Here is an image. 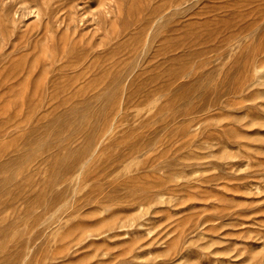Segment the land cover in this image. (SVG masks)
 Wrapping results in <instances>:
<instances>
[{
  "label": "rangeland",
  "instance_id": "rangeland-1",
  "mask_svg": "<svg viewBox=\"0 0 264 264\" xmlns=\"http://www.w3.org/2000/svg\"><path fill=\"white\" fill-rule=\"evenodd\" d=\"M0 264H264V0H0Z\"/></svg>",
  "mask_w": 264,
  "mask_h": 264
},
{
  "label": "bare ground",
  "instance_id": "bare-ground-1",
  "mask_svg": "<svg viewBox=\"0 0 264 264\" xmlns=\"http://www.w3.org/2000/svg\"><path fill=\"white\" fill-rule=\"evenodd\" d=\"M27 1H28V0H27ZM69 1H70V0H69ZM29 2H32V0H29ZM42 2H43V1H42ZM72 2L74 3V1H72ZM36 3H37V2H36ZM51 3H52V2H51ZM70 3H71V2H70ZM43 4H44V3H43ZM66 4H67V2H66ZM46 5H47V4H46ZM44 6H45V5H44ZM48 6H49V5H48ZM50 6H51V5H50ZM50 6H49V8H50ZM68 6H69V5H68ZM70 6L72 7L73 4H70ZM70 6H69V7H70ZM74 6L76 7L77 4L74 5ZM60 7H61V6H60ZM105 7H106V6H105ZM43 8H44V7H43ZM43 8H42V10H43ZM45 8H46V7H45ZM45 8H44V9H45ZM49 8H48V9H49ZM73 8H74V7H72V9H73ZM103 8H104V6H103ZM103 8H100V10H101V9H102V10H106L105 8H104V9H103ZM40 9H41V8H40ZM65 9H66V8H65ZM65 9H64V10H65ZM72 9L69 8V9H66V11H68V10L71 11ZM76 9H78V8L76 7ZM45 10H46V9H45ZM45 10H44V11H45ZM62 10H63V9H62ZM79 10H80V9H79ZM108 10H109V9H108ZM108 10H107V11H108ZM53 11H54V10H53ZM107 11H106V12H107ZM73 12H75V11H73ZM98 12H100V11H98ZM67 13H69V12H67ZM101 13H102V14L104 13V15H105V12H104V11H102ZM109 13H110V12L108 11V14H107V15H109ZM96 14H99V15H100V13H96ZM96 14H95V15H96ZM48 15H49V12H48ZM89 15L92 16L93 13H92V14H89ZM95 15H94V17L96 18L98 15H96V16H95ZM46 16H47V13H46ZM87 16H88V15H87ZM105 16H106V15H105ZM43 17H44V16H43ZM94 17H92V18H94ZM99 17H100V16H99ZM47 19H48V18H47ZM97 19L100 20V18H97ZM97 19H96V20H97ZM48 22H49V21H48Z\"/></svg>",
  "mask_w": 264,
  "mask_h": 264
}]
</instances>
